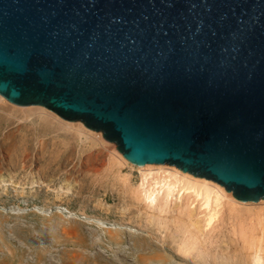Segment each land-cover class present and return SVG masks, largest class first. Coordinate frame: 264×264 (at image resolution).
Wrapping results in <instances>:
<instances>
[{"label": "water", "instance_id": "95a60500", "mask_svg": "<svg viewBox=\"0 0 264 264\" xmlns=\"http://www.w3.org/2000/svg\"><path fill=\"white\" fill-rule=\"evenodd\" d=\"M0 96L264 200V0H0Z\"/></svg>", "mask_w": 264, "mask_h": 264}, {"label": "rangeland", "instance_id": "374dc122", "mask_svg": "<svg viewBox=\"0 0 264 264\" xmlns=\"http://www.w3.org/2000/svg\"><path fill=\"white\" fill-rule=\"evenodd\" d=\"M91 142L56 123L26 121L0 108V154L9 153L6 160L0 155V181L34 179L16 190L8 186L6 194L0 185V264H205L184 259L177 248L223 247L234 228H249L245 209L221 207V217L208 228L196 223L202 211L192 198L182 200L183 207L179 195L164 206L145 204L137 197L139 175L119 162L116 145L109 142L117 153L113 146L107 151ZM59 189L70 193L60 196ZM40 203L117 215L127 224L81 220L54 207L45 211ZM229 211L235 212L233 218ZM130 227L158 240L146 244L128 232ZM248 231L261 235L253 226ZM238 240L235 245L241 247Z\"/></svg>", "mask_w": 264, "mask_h": 264}, {"label": "bare ground", "instance_id": "6f19581e", "mask_svg": "<svg viewBox=\"0 0 264 264\" xmlns=\"http://www.w3.org/2000/svg\"><path fill=\"white\" fill-rule=\"evenodd\" d=\"M0 108H5L12 113L19 114L26 121L31 120L32 118H38L40 123L44 122L48 125H53L56 123L60 129L75 133L80 137H84L86 140L92 141L91 143L93 145L100 147V149L102 148V150L109 151L107 146H111L109 142L102 138L100 132H93L87 129L80 122L65 121L43 107L16 106L9 103L0 96ZM112 146L111 147L114 148V145ZM114 151L117 153L115 148ZM101 153L103 154L104 152ZM8 154L9 153L5 152L0 155H2V157L6 160ZM117 155L120 157L119 162L122 165L128 166L130 170L135 169L137 171L140 182L138 187L141 188V191L137 197L140 198L145 204L147 203L150 206H164L172 201L174 196L179 195L180 197L178 198V204L180 207H183L182 200H185L186 198H192L194 201L193 203H197V207L200 211H202L200 215L202 217L197 218L198 222L196 223L200 225L202 224V226L208 228L212 225V223L219 219V216L221 217V213L219 212L221 207L224 208L227 205L234 210L245 209L248 211L251 217L248 220L249 228L253 226L257 231L261 232V235L256 238V236H251V232L248 231L249 228H245L242 227L244 225H240V227L234 228L229 238L228 245L226 246H179L177 250L180 252V255L184 257V259L194 262H202L203 260L205 261V264H207L205 260L206 258L214 260L213 263L210 262L209 264H241L242 262L243 264H264V200H259L260 202L244 203L243 201L235 199L231 193H227L224 187L220 186L219 184L211 180H205V178L195 177L192 174L179 170L175 166L166 164H147L144 166H135L127 161L123 155ZM92 158V156H89V160ZM24 160H26L25 164L27 165L30 157L26 155L24 156ZM100 162L102 161L100 160L99 163ZM32 183H34L33 178H28L26 180H16L14 182H5L2 179L0 181L1 186H6L4 188L5 194L7 193L8 186H11L16 190L21 188L23 185H30ZM57 192L60 193V196H66L70 193L69 191L63 189H59ZM41 204L43 206L42 209L45 211L54 207V205L51 203H40V205ZM256 208L259 210L253 212V209ZM54 210L57 213L60 211L66 212L67 214H71L72 217L74 216L75 218H82L81 220L94 218L96 221L108 220L112 223H126L123 217H117V215H106L102 214V212L95 214L93 211L88 209H71L66 207L64 204L56 205ZM229 212V217L233 218V213L235 212ZM193 214V211H190L188 217L191 219ZM130 230L128 231L130 234L136 238L143 239L145 241L144 243L146 244H153L156 240H158L157 237L151 233L133 230L132 227H130ZM236 240H241V247H237V245H235Z\"/></svg>", "mask_w": 264, "mask_h": 264}, {"label": "clouds", "instance_id": "9594fccd", "mask_svg": "<svg viewBox=\"0 0 264 264\" xmlns=\"http://www.w3.org/2000/svg\"><path fill=\"white\" fill-rule=\"evenodd\" d=\"M55 210H56V208H55Z\"/></svg>", "mask_w": 264, "mask_h": 264}]
</instances>
